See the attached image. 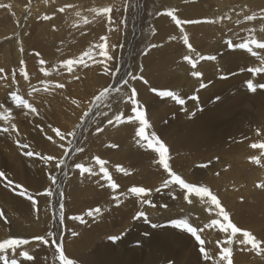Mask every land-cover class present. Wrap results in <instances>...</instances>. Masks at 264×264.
Returning <instances> with one entry per match:
<instances>
[{
    "label": "rangeland",
    "instance_id": "374dc122",
    "mask_svg": "<svg viewBox=\"0 0 264 264\" xmlns=\"http://www.w3.org/2000/svg\"><path fill=\"white\" fill-rule=\"evenodd\" d=\"M103 1L104 5L99 8L98 6H92L88 0H71V3L75 6L74 12L76 13L70 17L67 24L50 23L49 20L44 18L40 26L36 27L34 24L36 19L34 14L30 13V9L26 14L22 13V10L31 3L30 0H0V4L8 5V7H0V29L13 27L21 33L20 41L16 47L19 59L30 60L35 42L42 35V26L44 24L47 28H52V34L40 37L36 46L40 49L41 54H44L48 48L45 41L50 40L55 45L54 51L56 53L44 57L45 63L50 64L45 66L42 74L46 79L43 80L41 76L37 79L36 76L38 77V75L32 77V80H34L31 81L29 88L32 89L30 92L34 96L28 92L16 99V103L19 106H16V103L14 104L11 112L14 120L11 124L9 123L7 130L9 131L11 127L12 130L13 126L16 129L17 126L16 133L13 134V139H15L9 144L5 143V148L2 151L3 153L7 150L9 154L7 152L3 154L11 159L8 157L6 162L0 159V172L4 173V177H0V186L4 188H2L3 190L7 189L6 191H9L15 197L12 203L11 201H3L4 204L0 202V213H2L0 215V225L3 229H8L11 236L13 231L17 229V226L13 228L14 221H19L23 218L25 216L23 209L27 205H31L34 225H40V229L33 230L34 234L30 237L25 236L23 239L35 242L38 250L32 254L29 248H25L26 244L25 246H20L14 252L15 255L12 250L8 249L6 251L8 254L6 256L7 261L1 259L0 264H10L12 259H16L17 264H22L21 251H27L30 256L32 254L33 259L29 260L27 264H60L59 253L55 251L56 243L62 244L65 255L78 264H83L79 260L80 254L86 252L95 240L99 238L110 240L109 237L112 235L108 228L100 229L98 224L108 215L113 201L125 193L124 181L119 175L122 172L120 170L126 168L133 169L134 172L139 170V173H142L143 170L140 167H143L144 161L148 162L152 170L158 169L161 173L160 180H158L160 184L156 181L158 184V186L156 184V187H154L155 183H152L154 178L148 177L145 181H142L144 178H140V184L144 183V188L153 191L150 192L153 193L150 198L156 201L152 199L155 205L156 203H158V206L161 205L160 207L157 206L161 209V213L166 215L174 211L181 212L184 209L185 195L175 196L174 206L170 203L172 199V196L169 195L170 188L163 186L164 181L168 180V173L164 171L163 166L159 165L158 153L154 154V149L148 147L147 141L136 136L140 125L139 121L135 119V113L132 110L133 105L129 99L133 88L137 92L139 110L145 112V119L150 125L146 129V135L155 133L165 144L168 149L166 159L172 171L179 173L180 176L183 175L187 183L191 182L197 185L196 187H207L217 196L221 206L228 212L231 223L242 230L250 231L258 240L264 241V188L257 187L258 184H264V154H262L264 149H253L250 147L253 143H264V88L257 87L255 91H248V93H255L258 101L253 103L248 101V99L247 101L245 100L247 113H250L249 115L246 114L247 117L246 115L243 116L242 113L246 107L242 106L239 100L233 96L240 90L238 88L231 89L233 94L231 99L224 103L214 104V109L209 114L208 118L217 117L218 120L216 122L208 120V140L205 142V147H200L198 150L194 148L193 151L179 147L181 151L187 149V152L179 153L177 145L182 138V136H179L185 133L188 122L194 118L184 120L183 115L191 112L195 116L196 111L201 109L202 105L177 104L176 108H173V105L172 110L170 107L167 111L169 106H171V100L161 98L153 93L152 87L150 91L149 86L147 88L143 86V81L148 75L147 69L143 64V57L147 51L149 39L154 35L153 22L156 15L162 11V4H156L155 0ZM105 7L110 9L107 14L102 12ZM242 8V5L238 7L239 10ZM145 10H149V12L147 13ZM223 15L224 13L221 11L215 21H219ZM22 18L24 20L20 24ZM236 23L238 26L241 22ZM236 25L234 26L236 27ZM101 37H104V39L102 40ZM101 44L105 45L103 51L106 56L101 54L99 47ZM244 51L247 50L244 49ZM250 53L255 55L256 52L251 51ZM81 57L83 58V63L74 65L71 72L62 64L67 59L80 60ZM107 57H111V59ZM243 65L242 67H246V69L243 68L241 71L247 74L251 67ZM106 69L108 74H105ZM113 72L117 74L113 76L111 74ZM130 73L136 78L133 79L129 75ZM263 73L259 72L256 74L257 76L260 74L263 77ZM120 76L124 79L118 84ZM77 77L80 79L78 78L77 80ZM140 77H143V79H140ZM79 80L82 81L80 82ZM124 80H128L125 85L126 88L123 84ZM244 81L243 83L245 84ZM58 83L63 84L64 87H56L55 85ZM74 83L75 85H73ZM82 83L88 85V90L87 88H82ZM89 83L93 86H90ZM255 83L256 85L262 84L257 82V80H254ZM70 86H73L76 90L73 91ZM112 86L120 87L121 89L125 88L126 91L125 93H123V90L119 92L112 91L99 104L93 105L94 97L104 89L103 87ZM155 87L157 90H171L174 85L166 83L159 87L156 84ZM141 88L147 93H144L146 98L140 92L138 93ZM22 89L24 94L27 88ZM24 89L26 90L24 91ZM89 89L92 91H89ZM182 90V85H179L174 92L180 93ZM77 94L81 95V99L78 98L79 95L77 96ZM82 96L85 99H82ZM35 98H37L36 102L34 101ZM39 99L41 100L38 101ZM163 99L165 102L162 101ZM28 100L31 103L33 101L32 104L29 102L32 108L37 107V105L41 108V110L38 107V109L35 108L38 112L37 114L35 113L36 111L32 113L28 107L24 106L25 103H28ZM183 100L185 101V99ZM167 103L169 104L168 106ZM10 105L13 106V104ZM3 106L7 108L5 103H3ZM20 107H22V111ZM27 108L30 111L26 110ZM45 108L46 110H42ZM90 108L91 111L89 112ZM25 110L31 113H26L24 112ZM87 112L88 115L85 116ZM97 113H107V116L97 115ZM20 114H24L22 118ZM117 115L121 116L119 121L115 119ZM19 116L21 120H19ZM224 116H230L232 121L223 119ZM50 117L51 120L49 119ZM82 117H84L83 121L81 120ZM108 119H112L113 122L108 124ZM243 120L246 121L244 122ZM69 125H71L72 129ZM98 127L104 130H111L112 136L111 134L107 136L108 133L104 131L101 133V139L97 143H91ZM20 129L23 132H20ZM54 129L59 130L65 136V139L61 140ZM69 129L70 131L68 132ZM25 131L31 136L23 134V138L21 137L22 141L20 133L22 134ZM9 132L12 133V131ZM72 132H75L76 135L70 136L69 133ZM18 133L19 136H17ZM24 135H27L31 140ZM120 136L124 137L123 141L118 140ZM110 137H112V140L114 139L113 142L108 139ZM105 139H108L109 142ZM26 140L27 142H25ZM69 141H72V143L69 144ZM114 144L116 147H113ZM136 144L137 147L135 146ZM23 145H27V147H22ZM13 148L14 152H12ZM66 148L69 152V157L65 155ZM76 148H83L84 151L77 152L75 151ZM137 148L140 150L139 152ZM29 151L33 152L31 157L26 155ZM145 151L146 153H144ZM200 151H203V155L198 153ZM96 152L99 155L98 158L105 161L104 168L107 170L111 181L104 176L101 166L96 163L95 158L98 156ZM142 152L143 154H140ZM153 155H156L157 158ZM44 156H52L55 159L45 162L42 159ZM118 156L121 157L120 161L117 158ZM140 156H142V159ZM252 156H256L259 159V163H253L250 159ZM62 157H66L64 158L65 160ZM61 160L64 161L63 165L59 168L56 167ZM76 164H82L90 168L92 170L91 173L82 174L79 169L75 168ZM20 175L22 181L19 180ZM50 175L56 178L55 183L50 179ZM8 181L13 183L6 187L5 185ZM110 183H115L118 187L112 189ZM17 185L20 187L17 188ZM157 189H160V192ZM48 191L52 195H45ZM20 193H23V195ZM160 193L162 197H160ZM8 197L10 196L8 195ZM148 197L147 199H149ZM8 204H11V206ZM204 205L207 211L210 209H214L213 211L216 212L219 211L208 197H204ZM96 209H99V211H95ZM89 210H93V215H88ZM212 213L214 212L210 210L209 214L213 215ZM72 217H81L84 222L81 223L80 220H74ZM31 220L33 222V219ZM61 220H63V223H61ZM88 220L90 221L88 222ZM210 223L211 221L199 219L198 222L193 224L194 227L200 229L198 234L204 241L203 247L205 251L209 256H213V258L210 257L208 260H205L201 254V245L195 237L187 231L174 226V230L180 232L173 238L180 242L181 247L183 245L184 251H191L189 256L190 264H224V262L227 264L226 261H220L219 255L222 246L231 248V245L234 244L226 243L230 229L225 232L224 237H219L220 228L217 226L207 227ZM189 224L191 225V223ZM73 232L77 233V235L73 236ZM49 233L54 235L49 236ZM6 235L7 231L3 236L5 237ZM240 235L243 237L242 234ZM36 236H44L48 243L44 244L34 240L33 238ZM241 237H237L239 241L242 240ZM213 239L215 244H213ZM218 241L221 243L218 244ZM212 245H215V248ZM234 245L237 247L236 244ZM237 245L239 244L237 243ZM244 246L245 249L243 248ZM246 246L243 244L242 248L238 249L241 252H238L232 246L236 251L235 253L233 248H231L232 264H264V253L259 250H252L249 245V247ZM261 246L264 247V244ZM115 254L118 255L119 253L116 251ZM23 262H26V260L24 259Z\"/></svg>",
    "mask_w": 264,
    "mask_h": 264
},
{
    "label": "bare ground",
    "instance_id": "6f19581e",
    "mask_svg": "<svg viewBox=\"0 0 264 264\" xmlns=\"http://www.w3.org/2000/svg\"><path fill=\"white\" fill-rule=\"evenodd\" d=\"M88 1L90 2L92 6H98L99 8L102 5H104L103 0H88ZM30 2L31 3L28 4V7H25L22 10V13L26 14V12L30 9V13H33L35 16L36 20L34 24L36 27L40 26L44 18L46 20H49L50 23L67 24L70 20V17L73 14L75 15L76 13L74 12L75 6L71 3V0H30ZM155 2L156 4H162V11H160L155 17V20L153 22L154 35L152 36V38L149 39L148 48L143 57V61H144L143 64L145 65L147 69V74H148L147 78L144 80V81H147V83L143 81V86H145L146 88L149 86L148 88L150 89L151 87L156 88L155 87L156 84H158L159 87H162L166 83H172L174 87L171 89V91L174 92L177 86L182 85L183 87L182 92L176 93L180 98L185 99L182 105H202L201 109L196 111L195 116L191 112H187L183 115L184 120L191 119L193 117L194 118L188 122L186 129H185V133L180 134L179 137L182 136V138L181 140H179V143L177 142L178 143L177 148H178L179 153L187 152V149L189 151H193L194 148L198 150L200 147H205V142L208 140V120H211L214 122L218 120L217 117L208 118L210 112L214 109V104L224 103V102L229 101L233 95L231 92V89L238 88L240 90V92H238L237 94L233 96H235L239 100L241 105L244 107L247 106L245 104V100L247 101V99L248 101H251L253 103L258 101V97L257 96H256L257 98L255 97L256 95L255 93L253 94L250 92L248 93L249 88L247 87V82L252 81L254 84V80L255 81L257 80V82H260L263 84L264 83V73L262 77L260 74L257 76L256 73H253V72L249 73L250 71L247 74H245L241 70L243 68L246 69V67H242V64L248 67H251L250 69L264 68V63H263L264 49H258L256 48L255 45H252L250 43L252 39H255L261 43H264V0H155ZM241 5L243 6V8L239 10L238 7ZM61 9L63 10L61 11ZM145 11H147V13L149 12V10H145ZM168 11H174L177 18L182 22L181 26H177V24L171 19V17L164 14ZM221 11L224 13L223 17L219 21H215V18L219 15ZM247 16H252L254 17V19L247 20L246 19ZM228 17L229 19H227ZM223 18L225 19V21ZM23 20L24 18L20 20V24L23 22ZM226 20H229V21H226ZM184 21H192V22L184 23ZM236 22H241V23L238 24L237 26ZM234 25H236V27ZM49 34H52V28H47L46 25L44 24L42 26V35L39 36L35 42V47L30 56V60L25 61L23 58L19 59L16 53V47L20 41L21 33L16 31V29L13 27L0 29V69H3V71L0 72V159L1 161L4 160L6 162L7 158L9 157V156L4 155L5 152L8 153L7 150L3 152L4 154L2 153V151L5 148V143L9 144L15 139V138L13 139V134L16 133L17 126L15 129V132L13 129L11 130L12 128L11 126H10L11 128L9 131H12V133L7 130H8V126L14 120L12 118L11 112L13 110L14 104L16 103V99L18 97H21L27 94L28 92L32 94V92H30L32 89L29 87L31 86L30 85L31 81L34 80V79L32 80L33 76L35 77L36 75H38V77L36 76L37 79L40 78L39 76H41L43 80L46 79L45 76H43L42 74L44 72L45 66L50 65V64L45 63L44 57L48 56L49 54L50 55L56 54L54 51L55 45L52 44L50 40L45 41L48 48L44 54H41L40 49L36 46L37 41L40 37H45ZM172 37H174V39H172ZM184 37L188 38L189 44L191 45V49H189V47L184 44ZM246 42L249 43V48L246 49L247 51H244V48H240L239 45L241 43H246ZM152 45H156V47H152ZM251 51L256 52L255 55H251L250 53ZM197 53L199 54V57H212V59H199V57L197 56ZM185 56H189L193 60H198V63L195 69H193L192 66L184 59ZM41 61H43L44 63H41ZM193 71H199L200 73H202V76L198 78L192 76L191 73ZM229 73L230 75L228 76ZM245 78L247 79L244 81ZM123 79L120 76L118 84H120ZM79 81L81 82L82 80H79ZM243 81L245 82V84L243 83ZM90 83L89 85L93 86ZM73 85H75V83ZM85 85L84 83L81 84L82 88H87L88 90V87H87L88 85L87 84ZM201 85H203V87ZM254 85H256V83ZM25 87L27 88V91H25L26 89H24L25 92L23 94L22 88H25ZM70 87H72L73 91L76 90V88H73V86H70ZM125 88H122L123 93H125L126 91ZM90 90L91 89H89V91ZM140 90L138 91V93L140 92L141 95H144V93L147 94L144 89L141 88ZM147 92L149 91L147 90ZM76 93L78 92L76 91ZM89 93H92V92H89ZM78 95L79 94H77V96ZM144 96H141V97H144ZM194 96L198 97V99H195V100L192 99V97ZM80 97L81 95H79L78 98ZM83 98L84 97L82 96V99ZM144 98H146V96ZM157 98L155 99L157 100ZM36 99L37 98L34 99L35 102L37 101ZM164 99L162 101H164ZM168 99L171 100L170 101L171 106H169L167 111L170 109V107L172 110L173 105H174L173 108L177 107V103L174 100H172L171 98H168ZM40 100L41 99H39L38 101ZM143 101H145V99H143ZM29 102L30 101L28 100L27 104L31 103ZM159 102L161 103V101ZM3 103L7 105V108L3 106ZM10 104H13V106H11ZM15 105L19 106L17 105V103ZM168 105L169 104L167 103V106ZM20 108H21L20 110L22 111V107ZM39 109L41 110V108ZM26 110H29V109L27 108ZM26 110L24 112H26ZM42 110H46V108ZM29 111H27L26 113H28ZM32 113L34 112L32 111ZM35 113L37 114L38 112L36 111ZM242 113H243V116L248 114L247 107L243 110ZM22 115L20 114L21 118H22ZM21 118L19 120H21ZM49 119L51 120V117ZM223 119H229L232 121L230 116H224ZM243 121L245 122L246 120H243ZM70 126L71 125H69V127ZM26 129H27V126H26ZM69 131L70 129L68 130V132ZM104 131L108 133V135L106 134L107 136L111 134V130L103 129V131L99 133L95 131L92 137L91 143H97V141L101 139L100 138L101 133ZM20 132H23V131H21L20 129ZM23 134H28V136L30 135L29 133H26L25 131L22 134L20 133L21 135L20 138L21 137L23 138L22 136ZM17 136H19V133ZM24 136H27V135H24ZM111 138L112 137L108 139L110 140V142L111 141L113 142L114 139L112 140ZM24 139L26 138L24 137ZM123 139H124L123 136H120V138H118L119 141L120 140L123 141ZM25 142H27V140ZM139 144H138V147L140 148ZM10 146H8V148H10ZM91 146L93 145L91 144ZM135 146L137 147V144ZM13 147L17 148L16 146H13ZM179 147L187 148V149L185 151H181L179 150ZM14 148H13V151L11 150L12 152L15 151ZM108 148H109V145H108ZM137 151L139 152L140 150H138L137 148ZM202 152L203 151H200L198 153L203 155ZM144 153H146V151ZM140 154H143V152ZM154 154H156V152ZM122 155L124 156V154ZM66 156L69 157L68 154ZM120 156L117 157L119 158V161L121 159ZM97 157H99V155ZM140 157L142 159V156ZM146 157H148V155ZM154 157H156V155ZM62 158L64 159L66 157H62ZM122 159L125 160V158L123 157ZM143 164H144L143 167H140V169L143 170L142 173H139L140 172L139 170H137V172H134L133 169H126V168H122V170L119 169L120 171H122L119 173V175H121L120 178L123 179L124 181L125 193L122 196H120L118 199H115L113 201V204L109 209L108 215L103 220H101V222L98 224L99 225L98 227H100V229L108 228L110 232L112 233L111 236H119L120 239L113 242L112 240H107L106 238H99L95 240L94 242H92L90 248L86 252L81 253L79 256V260L83 264H190L189 256H190L191 251H188V252L184 251L183 245L181 247L180 242H178L176 238H173L177 236V233H179L180 231L178 232L174 230V225L172 221L176 219H184L188 221L189 223H191V226L193 227H194L193 224L198 222L199 219L202 221L204 220L211 221L213 219H216L220 221V223L222 224L225 223V221H223V217L220 215H217L218 212L213 211L214 209H210L212 212H214L212 213L213 215L209 214L210 210L207 211V208L204 205V197H198L194 193H187L186 190L181 189L178 185L170 184L168 187L170 188L169 195L172 196V199L170 202L171 205L174 206L175 204V199H174L175 196H182V195L187 194L189 199L186 200L185 207L181 212L174 211L166 215L162 214L161 209L158 208L161 205L158 206L157 205L158 203H156L155 205L156 201L153 198H150L151 194L153 193H150V195H148L149 199H147V196L146 197L137 196L131 193L129 191L131 187H134V186L143 187L144 183L140 184L141 177L144 178V180L142 181H145V179H147L148 177L154 178L152 182V183H155V186L152 184L154 187H156V184H157L156 181L158 182V180H160L161 173L158 169L152 170L149 167V164L147 161H144ZM125 166L127 167V165ZM130 170H132L131 171L132 173L130 172ZM175 173L179 175V173L177 172ZM182 178L184 179V176ZM19 180H21V175L19 177ZM168 180H170L169 176H168ZM194 186H197V185H194ZM2 188L3 187L0 186V202L4 204L3 201H11L12 203L15 197L9 191H6L7 189L3 190L4 188L3 189ZM168 188L166 189L169 190ZM151 192L153 191L151 190ZM8 195L10 197H8ZM154 195H155V192H154ZM160 197H162L161 193H160ZM144 199L149 200L151 203L150 204L143 203ZM9 206H11V204ZM23 211H24L25 216L21 218L19 221L18 220L14 221L13 228L17 226V229L13 231L11 236L9 234L8 229L5 230L0 225V242H2L5 239H9V238L23 239L25 236L30 237L32 234H34L32 232L33 230L40 229V225H34V215L31 214L32 213L31 205H27L23 209ZM138 212L145 213V216L134 219V217L136 216ZM31 219H33V222ZM89 221L90 220H88V222ZM6 231H7V235L4 237L3 235L5 234ZM224 234H225V231H222L220 229L219 237L220 236L224 237ZM237 237L239 238L241 237L240 233H237L236 236L232 238L233 243L236 244L237 247H235L234 244L231 245V248H233L232 246H234L236 250L241 249L242 248L241 246H243L242 243H241L242 245L240 244V241L238 240ZM241 238L243 240V237ZM212 241H213V244H215L214 239ZM237 243L239 245H237ZM212 247L215 248V245H212ZM25 248H29L32 254L36 253L38 250V246L35 242H29ZM243 248L245 249V246ZM125 249L127 250L125 253H123ZM233 250L235 251L234 248ZM6 251L7 250L0 251L2 252L0 253V257L8 256ZM116 251L119 253L118 255L115 254ZM249 251L248 253H250ZM238 252H241V250H238ZM246 256H249V255H246ZM66 257L71 259L67 255ZM209 257L213 258V256H209ZM243 257L245 258V256ZM22 259H21L22 264H27L29 262V260H26V262H23L24 259L23 260Z\"/></svg>",
    "mask_w": 264,
    "mask_h": 264
},
{
    "label": "snow or ice",
    "instance_id": "6c2138e0",
    "mask_svg": "<svg viewBox=\"0 0 264 264\" xmlns=\"http://www.w3.org/2000/svg\"><path fill=\"white\" fill-rule=\"evenodd\" d=\"M0 7H8V5H4V4H0ZM63 9H61L62 11ZM102 12L107 14L110 12V9L105 7L102 9ZM165 15L171 17V19L177 24V26H181V21L177 18V16L175 15L174 11H168L166 13H164ZM247 20H252L254 19V17L252 16H247L246 17ZM192 21H184V23H191ZM211 22V21H209ZM101 39L103 40L104 37H101ZM172 39H174V37H172ZM250 43L252 45H255L256 48L258 49H264V43H261L255 39H252L250 41ZM184 44L186 46L189 47V49H191V45L189 44L188 38L184 37ZM100 49H101V54L106 56V53L103 51L105 45L101 44L99 45ZM152 47H156V45H152ZM240 48H244V49H248L249 48V43H241L239 45ZM38 55V54H37ZM197 56L199 57V54L197 53ZM108 59H111V57H107ZM184 59L192 66L193 69L196 68L198 60H193L191 57L189 56H185ZM199 59H212V57H199ZM41 63H44L43 61H41ZM79 63H83V58L81 57L80 60H74V59H67L65 61L62 62V64L64 66H66L68 68V70L71 72L73 70V66ZM3 69H0V72H2ZM250 72L253 73H258V72H264V68H256V69H249ZM105 74H108V71L106 69ZM113 76H115L117 73L113 72L111 73ZM192 76L194 77H200L202 76V73H200L199 71H193ZM130 76H132V74H129ZM79 77H77L78 79ZM133 79H135V76H132ZM140 79H143V77H140ZM145 83H147V81H144ZM128 83V80H124L123 84L126 85ZM58 88H63L64 85L63 84H56L55 85ZM203 87V85H201ZM247 87L249 88L250 91H255L257 87L259 88H264V84H259V85H254L252 81H248L247 82ZM122 89L120 87H106L103 90H101L99 92V94L94 97L93 99V105L99 104V102L101 100H103V98L109 94L112 91H116L119 92ZM152 91L158 95L161 98H171L172 100H174L177 104H183L184 100L181 99L175 92L171 91V90H157L155 88L152 89ZM131 104L133 105V112L135 113V119L139 121V125L140 127L138 128L137 132H136V136L147 141L148 143V147L154 149V151L156 153H158L159 156V160L158 163L159 165L163 166V169L166 173H168V176L170 177V180H165L163 186L164 187H169V185H178L181 189L186 190L187 193H194L196 196L198 197H208L211 201V203L213 205H215V207L219 210L217 215H220L223 217V221H225L226 223H220V221L213 219L211 220V224L207 225V227H211V226H217L219 227L222 231L228 232V230L230 229V236L228 238V240L226 241L227 244H232L233 243V237L236 236L237 233L242 234L243 236V240L240 241V243L245 244V245H250L252 250H259L261 253H264V247H262L261 245L264 244V241L258 240L250 231H246V230H242L241 228L237 227L236 225H234L233 223L230 222L229 220V214L228 212L221 206V202L218 200L217 196L215 194H213L207 187H196L191 183H187L180 175L176 174L175 172L172 171V169L170 168V165L168 163V160L166 159V154L168 152V149L166 148L165 144L156 136L155 133H152L150 135H146V129H148L150 127L148 121L145 119V112L144 111H140L139 110V102L137 100V92L136 89L133 88L131 89V95L129 97ZM192 99H198V97H192ZM25 107H28L31 111H36L34 108L31 107V105L25 103L24 104ZM91 111V108L89 109V112ZM105 115L107 116V113H97V115ZM88 113H85V116H87ZM115 119L117 121H119L121 119L120 115H117L115 117ZM84 120V117H82V121ZM113 121L112 119H108L107 123L111 124ZM6 130V129H5ZM13 130H15L14 126H13ZM54 131H56L57 135L60 137L61 140L65 139V136L59 131L54 129ZM103 131V128H97L96 132L99 133ZM70 136H75L76 133L72 132L69 133ZM69 143L71 144L72 141H69ZM22 147H27V145H23ZM61 147H63V145H61ZM113 147H115V145H113ZM251 148L253 149H264V143H253L250 145ZM75 151L77 152H82L84 151L83 148H76ZM68 152L67 150L65 151V155H67ZM264 154V153H262ZM27 156L31 157L33 155V152L29 151L26 153ZM39 155V154H37ZM42 159L45 162H50L53 161L55 158L52 156H44L42 157ZM251 161L253 163H259V159L256 156H252L250 157ZM96 163L99 164L101 166V171L103 172L104 176L109 179V181H111V178L109 177V174L107 172V170L104 168V164L105 161L99 159L98 157L95 158ZM64 161L61 160L56 167H61L63 165ZM202 166H206V165H202ZM75 168L79 169L80 172L83 173H91V169L88 167H85L82 164H76ZM0 177H4V173L0 172ZM50 179L52 180L53 183L56 182V178L54 176L50 175ZM13 182L12 181H8V183L5 185L6 187L10 186ZM20 186L17 185V188H19ZM110 187L112 189H116L118 187L117 184L115 183H110ZM257 187L259 188H264V184H258ZM160 189H157V191H159ZM129 191L137 196H148L151 192V189H146L144 187H131L129 189ZM21 195H23V193H20ZM45 195H52V193L50 191L46 192ZM185 200H188L189 197L186 194L184 196ZM143 203L145 204H150L151 202L147 199L143 200ZM95 211H99V209H96ZM0 215H2V213H0ZM88 215H93V210H89ZM142 216H145V213L143 212H138L136 214V216L134 217V219L140 218ZM72 219L74 220H80L81 223H83V219L81 217H72ZM61 223H63V220H61ZM173 225L178 228V229H182L187 231L188 233H190L193 237H195V239L199 242V244L201 245L200 247V252L201 254L204 256L205 260L210 259L209 255L207 254V252L205 251V248L203 247L204 245V241L201 239L200 235L198 234V232L200 231V229L191 226L188 221L184 220V219H176L174 221H172ZM155 226V225H154ZM54 235L53 233H49V236ZM73 236L77 235V233L73 232L72 233ZM36 241H39L41 243L47 244L48 240L44 237V236H36L33 238ZM110 240H112L113 242L117 241L120 239L119 236H111L109 237ZM29 241L25 240V239H16V238H9V239H5L2 242H0V251L3 250H8L11 249L13 252H15L18 248H20V246L22 245H26L28 244ZM221 242L218 241V244H220ZM55 251L57 253H59V261L60 264H76V262L72 259H69L66 257L64 250H63V246L61 243H56V248ZM20 256L23 257L25 260H32L33 257L29 255V253L27 251H21L20 252ZM0 259H4L5 261H7V257H0ZM219 259L221 261H226L227 264H232L231 261V248L229 247H221L220 249V255H219ZM10 264H17L16 259H12Z\"/></svg>",
    "mask_w": 264,
    "mask_h": 264
}]
</instances>
